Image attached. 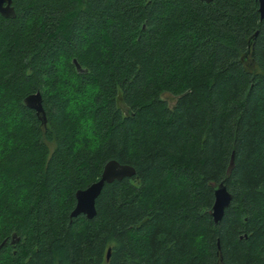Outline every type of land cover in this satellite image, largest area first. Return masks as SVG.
<instances>
[{
    "label": "trees",
    "instance_id": "trees-1",
    "mask_svg": "<svg viewBox=\"0 0 264 264\" xmlns=\"http://www.w3.org/2000/svg\"><path fill=\"white\" fill-rule=\"evenodd\" d=\"M12 5L0 14V264H264L257 0ZM36 91L45 122L23 101ZM111 159L134 175L105 183L93 218L71 217ZM221 181L232 198L215 223Z\"/></svg>",
    "mask_w": 264,
    "mask_h": 264
},
{
    "label": "water",
    "instance_id": "water-1",
    "mask_svg": "<svg viewBox=\"0 0 264 264\" xmlns=\"http://www.w3.org/2000/svg\"><path fill=\"white\" fill-rule=\"evenodd\" d=\"M211 1V0H202ZM258 10L260 17L264 18V0H257ZM0 14L6 18H13L15 16V10L12 5V0H0ZM73 62L76 68H79V64L74 59ZM24 104L33 109L38 116L45 122V111L42 104V96L40 91L28 94L24 98ZM135 173L134 167L129 164H122L118 161L111 159L108 160L102 168L99 178L92 182L84 189H78L75 192V205L70 212L71 217L78 215H85L91 219L96 214L95 201L100 194L105 183H110L114 180H122L125 177H131ZM214 200L211 207L210 214L215 223H218L224 213L225 208L230 204L231 194L228 192L226 185L223 181L213 185ZM109 250L107 251V258L109 256Z\"/></svg>",
    "mask_w": 264,
    "mask_h": 264
},
{
    "label": "rangeland",
    "instance_id": "rangeland-1",
    "mask_svg": "<svg viewBox=\"0 0 264 264\" xmlns=\"http://www.w3.org/2000/svg\"><path fill=\"white\" fill-rule=\"evenodd\" d=\"M161 97L166 99L170 105H172L175 101V97L169 93H164Z\"/></svg>",
    "mask_w": 264,
    "mask_h": 264
}]
</instances>
